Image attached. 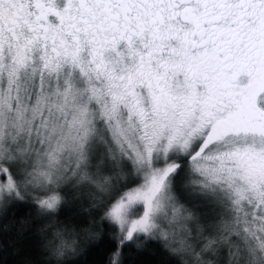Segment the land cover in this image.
I'll list each match as a JSON object with an SVG mask.
<instances>
[{
	"label": "snow or ice",
	"instance_id": "obj_1",
	"mask_svg": "<svg viewBox=\"0 0 264 264\" xmlns=\"http://www.w3.org/2000/svg\"><path fill=\"white\" fill-rule=\"evenodd\" d=\"M4 250L264 264V0H0Z\"/></svg>",
	"mask_w": 264,
	"mask_h": 264
},
{
	"label": "trees",
	"instance_id": "obj_2",
	"mask_svg": "<svg viewBox=\"0 0 264 264\" xmlns=\"http://www.w3.org/2000/svg\"><path fill=\"white\" fill-rule=\"evenodd\" d=\"M5 220L0 217V264H22L23 260L28 258L39 261L38 240L34 230L26 233V242L21 241L18 254H13L12 248L4 250L6 240L3 233ZM83 250L79 255L72 257V264H105L107 252L103 246H97L94 242L84 244ZM171 257L156 242H149L144 246L137 248L132 246L126 250L127 264H170Z\"/></svg>",
	"mask_w": 264,
	"mask_h": 264
}]
</instances>
